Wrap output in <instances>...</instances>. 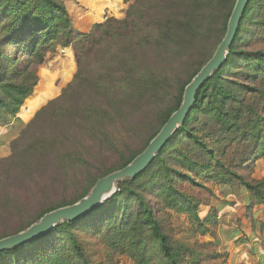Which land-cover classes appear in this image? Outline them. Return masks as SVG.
<instances>
[{
  "label": "trees",
  "instance_id": "1",
  "mask_svg": "<svg viewBox=\"0 0 264 264\" xmlns=\"http://www.w3.org/2000/svg\"><path fill=\"white\" fill-rule=\"evenodd\" d=\"M234 3L235 0H134L123 18L111 16L94 24L88 33H77L64 0H0V126L15 117L33 92L39 79L37 69L47 55L59 46H72L77 72L69 88L77 84L83 93L96 97L80 96L84 106L76 112L84 121L107 128V120L112 118L110 109L122 102L124 95L140 101L158 87L156 81H170L166 72L146 67L145 57L171 54L181 43L184 46L195 39L201 32L202 14H208L209 22L220 19L214 49L189 69L182 80L185 82L176 88L173 105L160 112L151 139L179 107L185 85L222 40ZM260 28H264V0H250L226 62L198 91L184 124L149 167L134 179L118 182L110 198L83 216L1 251L0 264H95L81 238L92 233L115 249L128 241L142 251L154 246L157 264H182L178 245L169 239L158 212L175 209L199 226L212 222L211 215L201 219L192 198L179 190V184H198V178L243 187L264 206V179L248 182L230 171L220 158L234 145H241L236 149L239 158L257 159L263 155L264 52L246 49L247 33H257ZM137 154L125 158L116 169ZM105 175L92 179L87 191L76 200L46 210L37 219L84 197ZM194 263L195 260L191 262Z\"/></svg>",
  "mask_w": 264,
  "mask_h": 264
},
{
  "label": "rangeland",
  "instance_id": "2",
  "mask_svg": "<svg viewBox=\"0 0 264 264\" xmlns=\"http://www.w3.org/2000/svg\"><path fill=\"white\" fill-rule=\"evenodd\" d=\"M132 2L118 3L123 11L119 19ZM64 4L77 33H88L94 24L115 16L107 8L100 18L79 28L75 25L81 24L87 1L64 0ZM201 20L195 39L181 43L171 54L145 57L146 67L166 72L170 81H156L158 89L140 101L124 95L110 109L107 128L84 121L76 112L84 106L80 96L96 97L83 93L80 85L69 88L77 72L73 47L59 46L47 55L28 100L9 123L0 126V237L27 227L46 210L76 200L92 179L117 170L125 158L147 146L160 112L173 105L176 88L185 82L189 69L214 49L221 20L209 22L207 13ZM247 41L249 51L264 52V28L249 31ZM63 95L70 96L63 100ZM240 146H232L220 158L248 182L264 179V145L257 159L239 158ZM197 181L181 183L179 190L192 198L201 219L211 215L212 222L199 226L175 209L158 212L169 239L178 245L182 264L193 260L194 264H264V206L243 187L204 178ZM81 238L95 264H157L154 246L142 251L128 241L115 249L96 233Z\"/></svg>",
  "mask_w": 264,
  "mask_h": 264
},
{
  "label": "water",
  "instance_id": "3",
  "mask_svg": "<svg viewBox=\"0 0 264 264\" xmlns=\"http://www.w3.org/2000/svg\"><path fill=\"white\" fill-rule=\"evenodd\" d=\"M249 1L235 0L222 40L217 45L212 56L185 85L179 107L168 117L147 146L124 167L97 179L84 197L70 205L58 207L44 213L37 221L16 234L0 238V252L34 240L48 233L64 221H72L83 216L110 198L116 192L118 182L124 179H134L149 167L158 153L177 132L178 128L184 124L193 108L198 91L226 62L230 47L235 39Z\"/></svg>",
  "mask_w": 264,
  "mask_h": 264
},
{
  "label": "crops",
  "instance_id": "4",
  "mask_svg": "<svg viewBox=\"0 0 264 264\" xmlns=\"http://www.w3.org/2000/svg\"><path fill=\"white\" fill-rule=\"evenodd\" d=\"M87 1V7L86 10H84V14L81 16V24L75 25L79 28H84V26H87L88 23L91 24L95 19H98L101 17V10H106L109 8L112 10V14L116 17L120 18L123 15V11L118 9V3L123 4L122 0H86ZM118 9V10H117ZM118 14V15H117ZM76 22H74L75 24ZM27 101V100H26Z\"/></svg>",
  "mask_w": 264,
  "mask_h": 264
}]
</instances>
